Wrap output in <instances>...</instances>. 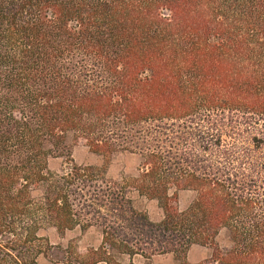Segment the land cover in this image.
Returning <instances> with one entry per match:
<instances>
[{
    "label": "trees",
    "instance_id": "1",
    "mask_svg": "<svg viewBox=\"0 0 264 264\" xmlns=\"http://www.w3.org/2000/svg\"><path fill=\"white\" fill-rule=\"evenodd\" d=\"M78 143L103 166L75 164ZM116 154L136 177L108 179ZM43 228L101 245L82 259ZM192 246L204 264H264V0H0V264L51 249L74 258L53 264H188Z\"/></svg>",
    "mask_w": 264,
    "mask_h": 264
},
{
    "label": "rangeland",
    "instance_id": "2",
    "mask_svg": "<svg viewBox=\"0 0 264 264\" xmlns=\"http://www.w3.org/2000/svg\"><path fill=\"white\" fill-rule=\"evenodd\" d=\"M68 144H71V141H68ZM71 158L73 162L77 165L81 166H92L96 168H100L103 166L104 161L101 156L94 155L89 152L88 148L83 144L78 143L71 148ZM138 164V159L135 156L127 155V154H116L114 155L106 166V175L109 180L115 182L126 181L129 178H134L137 175L136 168ZM63 167V160L61 158H51L48 160V168L52 172H58ZM173 191L171 192V194ZM128 197L132 200L133 206L138 209L147 210L146 212L153 218H157L158 216L162 217L161 210L158 208L155 201H148L142 197H139L136 192H129ZM194 195L192 192L188 191H179L177 193V208L182 211L184 210L188 204L193 199ZM79 228L73 229L72 232L67 233L64 236V240L61 241L55 231L51 228H43L40 231V234L48 239L49 243L52 246H57L62 244L63 246H67L70 244V252L74 250L77 251L76 248H81L87 246H91L95 244L97 241V236L94 234L87 235L82 241L77 243L80 239ZM216 243L221 250L230 249L231 243L228 239L227 234L222 231L216 238ZM193 260L195 263L193 264H204L210 257L211 251L207 248L202 247H193L192 249ZM78 252V251H77ZM69 258V260H73V257H68L64 255V253L59 252L57 250L51 249L46 255H40L38 259L45 260L46 264H53L55 260H63V258ZM40 263H44V262ZM45 264V263H44Z\"/></svg>",
    "mask_w": 264,
    "mask_h": 264
},
{
    "label": "crops",
    "instance_id": "3",
    "mask_svg": "<svg viewBox=\"0 0 264 264\" xmlns=\"http://www.w3.org/2000/svg\"><path fill=\"white\" fill-rule=\"evenodd\" d=\"M135 208V207H134ZM136 210H139V211H147V210H143V209H138V208H135ZM147 213V212H146ZM162 214V213H161ZM149 219L152 221V222H159L161 220V216H158L157 218H153L149 215V213H147ZM76 229V228H75ZM69 232H72L71 231H67L64 236L69 233ZM89 234H94L97 236V241L95 242V244L91 245V246H85V247H81V248H76L77 251H78V254L79 256L82 258V259H85L86 257V254H87V251L89 250H93V251H96L98 249V247L101 245V235L94 229H88L87 231L85 232H79V235H80V239L77 243H79L80 241H82L84 238L87 237V235ZM64 236L63 238H59L61 241L64 240ZM193 247H196V246H192L188 253H187V263L188 264H193L195 263V261L193 260V254H192V248ZM198 247V246H197ZM111 260H109L108 262H104V261H101V262H97L96 264H177L172 255H169V254H165V255H157V256H154V257H151L150 259H146V258H143L142 256H139V255H134L132 257L130 256H126V255H118V256H110ZM43 260H39L37 258V264H46L45 260L43 261L44 263H40L42 262Z\"/></svg>",
    "mask_w": 264,
    "mask_h": 264
}]
</instances>
